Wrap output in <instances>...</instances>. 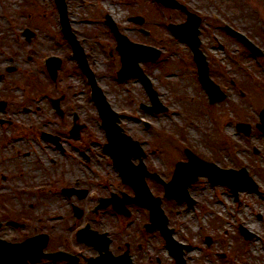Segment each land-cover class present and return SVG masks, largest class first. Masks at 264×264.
<instances>
[{"label":"rangeland","instance_id":"1","mask_svg":"<svg viewBox=\"0 0 264 264\" xmlns=\"http://www.w3.org/2000/svg\"><path fill=\"white\" fill-rule=\"evenodd\" d=\"M179 1L208 20L206 23L202 20L201 24V48L215 65L216 72L212 77L220 80L227 89V103H222L221 106L212 107L203 96L204 91L202 93L201 85L197 81L198 73L191 49L177 41L168 30L170 23L184 22L185 14L166 10L154 1L97 0L99 7L115 17L121 31L130 39L145 41L146 44L160 48L162 55L167 54V61L162 57L161 62L158 60L156 63H140L146 69L145 73L151 77L160 101L168 106V111L159 115L142 109V104L149 106L151 102L137 79L120 82L115 78L121 68L120 59L112 46L116 45V40L110 28L100 20L101 15L95 12L97 5H90L87 9L78 6L80 0H71L70 23L81 43L89 47L99 43L104 45L94 46L92 51L84 49L90 56L91 68L98 83L112 107L121 116V126L145 150L144 163L151 171L158 172L164 179V176L168 180L172 179L177 164L185 162L181 147L185 143V146L199 153L201 157L222 168L245 167L258 185L257 190L241 191L236 201L228 188L214 187L207 179L201 178L189 189L191 196L197 201L194 207L188 209L186 205H179L175 201L163 200L170 227L175 229L176 240L193 248L186 253L188 264H264V135L256 129V124L260 122L258 111L264 107V59L253 57L224 28L225 25L233 27L264 49V0ZM145 8L151 15L144 25L152 32L150 37L142 35L128 19L130 14L142 13ZM58 15L54 0H0V71L6 65L17 67L14 75H6L0 82V97L12 94L19 102L18 105H22L21 101H27L28 96L29 102L26 103L34 106L33 114L14 115L11 110L10 115L26 121L34 118L39 129L55 135L59 134L62 124L71 123L73 114L77 112L79 122L85 124L87 130L81 141L69 139L72 143H80L84 139V143L92 144L94 147L91 154L96 159L103 153L94 144L106 143V135L92 102L87 79L72 57L71 47L63 38ZM24 26L30 31L39 30L35 31V37L30 42H27L23 34ZM57 39L63 42L59 43ZM52 55L65 60L56 83L44 69L34 71L33 79L38 78L40 82L33 80V87L20 82L24 76H31V70H35L38 64L44 65L42 58ZM49 86L51 90H45L51 97H64L61 102L64 111L61 120L56 116L50 98L43 102L36 99ZM240 89L247 93L245 98L240 96ZM237 122L252 125L253 131L249 137L237 131ZM147 123L149 128L146 127ZM5 137V134H0V170H8L10 175H14L25 172L26 168H39L38 157L47 162V166L42 167L41 180H38L37 174L25 180L27 173L16 180L17 187L25 190L27 187L42 184L46 186L39 190L36 198L29 195L19 197V202L24 200L26 205L30 200L36 204L35 215L39 213L40 231H46L47 227L44 225L48 224L52 225L48 229L57 237L69 236L71 231H66L64 226L69 217L65 216L61 220V215L51 218L48 214L53 208H67V202H79L75 197L68 200L65 196H51L53 193L48 186L58 181L56 173L60 171L65 172L69 179L79 175V172L65 169L60 163L56 167L50 165L53 151L36 134L27 136V141L10 146L6 144ZM254 148L258 150V154L254 152ZM25 152L30 155L24 156ZM53 157L57 158V154ZM100 159L104 170V173L99 170L100 175H108L110 181L123 186L117 173L108 166V158ZM63 161L67 162L66 159ZM13 182L11 178L0 185L7 188V193H11ZM149 184L155 195L164 192V188L152 179H149ZM73 185L65 183L58 189L63 193L64 189H70ZM103 196L105 194L100 195L99 199ZM104 218L112 221L113 229L116 228L112 217ZM247 221L255 222V227L247 225ZM240 226L255 237L245 240L239 232ZM208 235L214 238L210 246L205 243ZM62 242L59 238L51 240L54 245ZM165 257L173 259L167 252Z\"/></svg>","mask_w":264,"mask_h":264},{"label":"flooded vegetation","instance_id":"2","mask_svg":"<svg viewBox=\"0 0 264 264\" xmlns=\"http://www.w3.org/2000/svg\"><path fill=\"white\" fill-rule=\"evenodd\" d=\"M87 1L88 2H84L80 0V4L78 6L86 7L88 9L90 5H97V7L94 9L98 15H101V21L106 22L108 18H112L115 22H117L111 13H108L103 8L99 7L97 0ZM145 1H154L156 4L162 6L158 0H144V2ZM70 2L71 0H66L68 10ZM179 2L182 3L181 1ZM158 8L160 7L158 6ZM165 9L167 10V8ZM176 11H179L182 15L185 14V12L180 9H176ZM86 14H89V11H86ZM200 16L203 22H208L206 18H204L202 15ZM137 17H142L144 19L145 25L147 24L148 20H150V11L145 8L142 13L134 12L133 14H130L128 17L129 22H132V20ZM134 25L142 35L146 37L151 36L152 32L145 28L144 25L143 28L142 26L135 23ZM25 26L22 29L23 34L26 37L27 42H30L35 37V31L39 30H34L31 34H26ZM143 29L149 31V33H146V31ZM58 42L62 43L60 40H58ZM137 42L146 43L145 41L141 40ZM98 45L104 46L101 43L95 44L94 46L97 47ZM55 46L57 47V44H55ZM84 46L85 49L89 51H92L91 49L94 47H89L87 44H84ZM105 49L106 48H104V50ZM29 51H32V49ZM203 52L209 61L210 75L212 77L213 73L216 72L214 69L215 65H213L212 60L209 58L206 51L203 50ZM114 53L116 52L114 51ZM31 58L32 56L28 59L29 63H31ZM164 59L166 60L168 58L165 57ZM37 69L46 70L50 79L52 80L46 65L38 64L35 70H31V76H24L20 82L26 85L31 84L32 87L34 86L32 84L33 80L40 82L38 78L33 79V73ZM16 70V66H3V70H1L2 72L0 71V82L4 80L6 75H14ZM59 75L60 72L58 74V78ZM224 75L223 77L226 76ZM57 80L52 81L56 83ZM213 80H215L220 85L221 89L226 93L227 96V89L223 86L224 84L215 78H213ZM198 83L200 84V82ZM201 88L202 93L204 91L203 96L209 100V95L202 85ZM45 89L48 91L51 90L50 86L49 89L45 87L44 93H41L42 95L40 94V96L36 99H41L43 102L50 98V102H52L53 105V100L55 98L47 94ZM31 92L33 93L32 90ZM246 95L247 93L244 92L242 96L245 98ZM63 98L64 97L62 96L60 105ZM28 99L29 97L27 96V101H21L20 104L22 105H18L19 102L14 95H1L0 134H5V142L8 144V146L17 144L24 140L27 141V136L35 134L39 136L43 142L48 143L53 151L49 162L50 165L56 167L60 163L65 169H71L75 172H79V175H76L73 177V179H69L66 173L63 171L56 173L58 181L56 183H51L50 186H48L53 193L51 196H65L68 200L72 199V197H75L79 203H75L74 201L69 203L67 202V208H53L48 214L51 216V218L55 217L56 215H61V220H63V217L65 216L69 217L68 221L64 224L65 230L71 231L69 236L62 235L57 237L48 229L52 226L48 224L44 225L47 227V230L45 229L46 231H40L39 227L41 220L38 218L39 213H37L38 215H35L36 212L34 206L36 204L28 200L26 205H24V200H22L20 203L19 197L29 195L34 199L37 195H39V190L46 188V186H43L45 184H42V186L27 187L25 190L24 188L17 187L16 180L23 178L22 176L25 175L24 173H27V177H24L25 180L35 174L38 175V180H41L43 177L42 167L45 168L47 166L46 160H41L38 157L37 163L39 168H26L25 172L21 171L19 174L15 173L14 175H10L8 170H0V184L1 182L9 181L11 178L14 181L11 186V190H13L11 193H7V188H4L0 185V201L2 203V206L0 207V259H2V263L22 264L24 259L18 250L15 248L10 250L8 247L21 244L34 236L47 234L49 236V245L46 252L54 253L61 250L67 254V258L58 262L42 259L37 264H177L174 259H166L165 257L167 252V243L163 232L161 230H150V211L131 202L132 197L135 196L133 189L124 183L123 187L120 186L118 182L110 181L108 175H100L102 172L104 173L100 158H108V154H106L104 150V144H94L95 147L99 148L100 152L103 153L94 159L93 155L91 154L93 150L92 148L94 147L92 144L84 143V139L80 143H72L70 141V139H75L71 135V128L73 127L75 120L77 122L80 120L78 113L75 112L73 114L71 123L62 124V128H59V134L55 135L53 133L45 132L42 131V129H39L37 124H35L34 118H29V120L26 121L25 119H21V117L14 118L12 115H10V111L13 110L11 112H13L14 115H20V113H22L27 116H31L34 111V106L31 103H26L29 102ZM63 115L64 111L62 113L56 111V116H58L60 120L63 118ZM86 130L87 128H84L80 131V136L76 138L78 141H81L83 133L86 132ZM54 136L59 138V142H55L53 138ZM55 154H57V158L53 157ZM23 155L28 157L30 153L25 152ZM62 158L66 159L67 162L63 161ZM107 164L109 167H112L117 175H119L111 159H107ZM99 170H101V173H99ZM164 177L167 179L166 176ZM82 181L85 182L81 184ZM107 182H109V184H107ZM65 183H72L74 185L70 189H64L63 193H61L58 187ZM127 191L129 192L128 194ZM124 193L128 195V198L124 197ZM103 194H105V196L99 199V196ZM114 196L117 198V201L107 203L106 207H101L102 202H107L106 200H109ZM117 207L122 208V210H125L129 214L127 215L120 213ZM105 216H110L113 218L116 226L115 229L112 227L114 226V223L110 220L107 221L104 218ZM84 229L88 232H95V234H97L95 237L97 244L93 246L79 241V231ZM87 231L82 233L80 238L87 237ZM52 238L62 239L63 242L57 243L56 245L51 244ZM28 263H30V260L27 262V264Z\"/></svg>","mask_w":264,"mask_h":264},{"label":"water","instance_id":"3","mask_svg":"<svg viewBox=\"0 0 264 264\" xmlns=\"http://www.w3.org/2000/svg\"><path fill=\"white\" fill-rule=\"evenodd\" d=\"M57 1L60 7L65 35L73 45L80 66L90 79V83L93 88V98L97 103L100 114L103 118V126L106 129L109 137V145L107 146V151L113 156L115 165L120 170L124 181L133 185V187L136 189L138 195L136 202L140 203L142 206L148 207L151 210L152 221L157 226H161V228L164 230L170 252L176 259H178L179 264H184L182 260L183 253L181 252V248H183V245L175 241V239L173 238L174 231L167 228L168 220L165 217L163 210L161 209V200L153 198L151 192L147 188L146 183L144 182L145 174L139 177L136 176L132 171L133 167L129 161L131 157L135 156L137 158H140L143 155L139 143L132 141L130 137L124 135L122 133V129L117 125V122L119 121L118 115L113 112L102 90L97 86V82L93 73L89 69L84 52L79 46V43L76 41L75 36L71 33L69 22L67 19V10L65 3L63 0ZM159 1L167 7L176 6L184 9V7L180 6L179 4L175 2L173 3V0ZM135 21L140 24L143 23L142 19H135ZM107 23L111 26L117 37L118 50L120 51L122 57L123 67L119 73V78L121 80H126L131 77L139 78L145 85L154 102L153 110H155L156 112L163 111L164 109L161 107L158 101L157 93L153 90L150 80L145 76L142 69L139 67V62L141 60L154 61L159 57L160 53L149 47L130 43L126 37L122 36L119 33L116 25L112 21L109 20ZM170 29L177 38H179L181 41L187 42L193 49L195 59L200 68V77L203 84L209 89L211 95L213 93H216L218 91V88L209 79L207 62L204 55L199 49V21L195 20L193 15L189 14L187 23L183 25H170ZM247 45L252 48V45H250L249 43H247ZM253 52L257 56H261V54L256 52L255 49L253 50ZM48 66L51 74L54 78H56L57 70L61 66V61L59 59H51L48 61ZM212 101H215V99H212ZM56 104L58 106L59 101H57ZM261 121L262 124L258 125V128L264 133V111L261 114ZM238 129L249 134L251 127L248 125L240 124L238 126ZM187 153L190 159L189 163L179 164L177 166L173 181L169 184H165L166 197L168 198H175L181 202L187 200L190 204H192L193 201H191L189 197L187 188L192 182L195 181L198 176H208L214 184L227 185L233 190L236 195L240 189L254 190L258 187L253 179L249 176L246 169H242L240 171L223 170L215 164L206 163L200 160L189 151ZM187 169H191L194 172L192 176L185 178V171ZM237 183L239 184L237 185ZM147 198L150 199V201H148ZM241 232L246 239H251L254 236L244 228H241ZM46 245L47 238L41 236L28 240L18 248L24 255L23 259H41L42 257L53 259L63 258L64 255H62V253L55 255H44L42 251L46 247ZM187 248L189 249V247Z\"/></svg>","mask_w":264,"mask_h":264},{"label":"bare ground","instance_id":"4","mask_svg":"<svg viewBox=\"0 0 264 264\" xmlns=\"http://www.w3.org/2000/svg\"><path fill=\"white\" fill-rule=\"evenodd\" d=\"M246 224L251 226V227H255V222H253V221H247Z\"/></svg>","mask_w":264,"mask_h":264}]
</instances>
